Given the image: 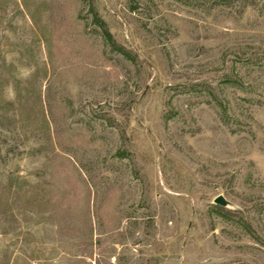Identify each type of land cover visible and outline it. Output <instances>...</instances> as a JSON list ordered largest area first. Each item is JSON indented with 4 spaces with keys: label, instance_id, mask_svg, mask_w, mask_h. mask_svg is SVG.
Returning <instances> with one entry per match:
<instances>
[{
    "label": "rangeland",
    "instance_id": "rangeland-1",
    "mask_svg": "<svg viewBox=\"0 0 264 264\" xmlns=\"http://www.w3.org/2000/svg\"><path fill=\"white\" fill-rule=\"evenodd\" d=\"M226 1L0 0V264H264V0Z\"/></svg>",
    "mask_w": 264,
    "mask_h": 264
},
{
    "label": "water",
    "instance_id": "water-1",
    "mask_svg": "<svg viewBox=\"0 0 264 264\" xmlns=\"http://www.w3.org/2000/svg\"><path fill=\"white\" fill-rule=\"evenodd\" d=\"M214 202L223 207H228L230 205L229 200H227L226 197L222 194L217 195L214 199Z\"/></svg>",
    "mask_w": 264,
    "mask_h": 264
},
{
    "label": "trees",
    "instance_id": "trees-1",
    "mask_svg": "<svg viewBox=\"0 0 264 264\" xmlns=\"http://www.w3.org/2000/svg\"><path fill=\"white\" fill-rule=\"evenodd\" d=\"M231 1H232V0H227L226 2L230 3ZM241 6H243V4H242Z\"/></svg>",
    "mask_w": 264,
    "mask_h": 264
},
{
    "label": "clouds",
    "instance_id": "clouds-1",
    "mask_svg": "<svg viewBox=\"0 0 264 264\" xmlns=\"http://www.w3.org/2000/svg\"><path fill=\"white\" fill-rule=\"evenodd\" d=\"M9 98L11 99V98H13V96L10 94Z\"/></svg>",
    "mask_w": 264,
    "mask_h": 264
}]
</instances>
